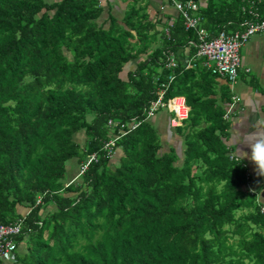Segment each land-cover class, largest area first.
Returning a JSON list of instances; mask_svg holds the SVG:
<instances>
[{"label": "trees", "instance_id": "trees-1", "mask_svg": "<svg viewBox=\"0 0 264 264\" xmlns=\"http://www.w3.org/2000/svg\"><path fill=\"white\" fill-rule=\"evenodd\" d=\"M244 6L209 0L200 26H240ZM103 13L99 0H0V227L21 225L0 264H264V211L228 147L217 75L167 66L196 30L138 2L108 27ZM163 85L191 107L172 128L182 156L147 118Z\"/></svg>", "mask_w": 264, "mask_h": 264}, {"label": "crops", "instance_id": "crops-1", "mask_svg": "<svg viewBox=\"0 0 264 264\" xmlns=\"http://www.w3.org/2000/svg\"><path fill=\"white\" fill-rule=\"evenodd\" d=\"M200 5L199 15H202L203 11L207 8L209 0H197ZM232 1V0H229ZM253 0H242L244 4V11H249L251 8L250 3ZM59 0H51L48 3H56ZM100 5L104 8V14L106 16L113 15L116 18H124L129 5L133 2L141 3L143 6H147V13L151 21H162L165 24L168 20V24L172 26L175 24L182 15L178 12L175 6H172L167 0H99ZM241 2V0H240ZM246 7V8H245ZM163 8V9H162ZM255 11L262 18L264 16V3H256L253 5ZM254 16H251V20H254ZM108 21V19H106ZM105 20V21H106ZM250 20V19H249ZM104 21V22H105ZM106 21V26L109 22ZM184 21V20H183ZM162 27V26H161ZM244 28L240 25H230L226 30L229 33L242 31ZM198 43L199 36L198 31ZM209 33V32H208ZM170 33L168 34V36ZM157 45H160L158 43ZM197 45V44H196ZM196 45H187L180 49L179 56L175 57L176 63L185 65L186 69L198 68L199 71L204 68L202 64V58L197 54H193V47ZM197 50V49H196ZM242 68L239 73V78L235 83H231L225 77H218L216 79V99L223 106L222 108L229 113V120L231 122L229 128V140L228 147L233 157L240 160L248 169V173L251 177L250 187L254 192L258 193V201L262 205L264 211V176H258L253 171V166L247 158H243L240 154L239 145L241 141L240 134L243 130L250 125L262 124L264 125V33H257L250 38V40L241 49ZM145 60V57H141L139 61ZM137 63L131 62L126 67L123 78L128 77V73L135 71ZM198 62H201L200 65ZM202 65V66H201ZM180 98H184L181 97ZM188 106V105H187ZM189 111H191V107ZM154 123V120H152ZM165 130L162 131L163 143L166 145L169 143L174 146L176 152L182 156L184 141L175 133L173 134L170 127V118L163 121ZM168 146V145H167ZM169 150V149H168ZM244 151H247L246 149ZM20 212L26 214L28 211L21 209Z\"/></svg>", "mask_w": 264, "mask_h": 264}, {"label": "built area", "instance_id": "built-area-1", "mask_svg": "<svg viewBox=\"0 0 264 264\" xmlns=\"http://www.w3.org/2000/svg\"><path fill=\"white\" fill-rule=\"evenodd\" d=\"M264 0H253L250 3L251 8L248 13L250 16H254V20H246L241 26L244 28L242 31H237L234 33H229L227 31H221L217 36L211 37V35L204 29L201 28L200 24L202 22V17L198 14L200 11V5L196 0L174 1L175 7L178 12L182 15L184 20V25L187 30H197L199 36V43L197 47V56L203 59V65L210 70L213 74L218 77H225L230 82L235 83L239 77L240 70L242 68V57L241 49L250 40L252 36L257 33H264V16L261 18L257 11L254 10L253 5L256 3H261ZM168 67H174L175 62L171 59ZM174 78L171 77L170 80ZM165 85L159 91V97L157 100L153 101L147 110V118H154L157 113L161 110H168L176 115L175 119L171 120V125L178 126L180 121L188 116V109L185 105V99L180 97H175L165 102ZM139 122L134 120L130 123V126L136 127ZM121 123L110 121L109 126L113 129H118ZM125 125V124H124ZM124 125L121 127L124 128ZM122 130V128H121ZM116 140L112 139L105 145L106 149H112L115 146ZM96 159L93 155L90 157V161ZM21 225L19 226H1L0 227V241L2 244L0 246V253L2 256L10 255L15 249V245L7 241L5 242L3 238L12 235L20 234Z\"/></svg>", "mask_w": 264, "mask_h": 264}, {"label": "clouds", "instance_id": "clouds-1", "mask_svg": "<svg viewBox=\"0 0 264 264\" xmlns=\"http://www.w3.org/2000/svg\"><path fill=\"white\" fill-rule=\"evenodd\" d=\"M174 1H178V0H174ZM174 6H175V3H174ZM174 62H175V58H174ZM158 97H159V94H158ZM177 97H180V96H177ZM183 99H185V97ZM185 105L188 109V116H189L190 111H189V107L187 106L186 99H185ZM168 113L171 115L170 117V127L171 128H177V127L182 126L183 124L182 121L188 118L187 116L185 119L180 121V124L178 126L173 127L171 125V120L175 119L176 115L174 113H171L170 111H168ZM225 118L226 119L230 118L228 112L226 113ZM240 136H241V141L239 143V145L241 146L239 150L241 153L240 155L243 158H247L249 160V162L253 166V171L255 172L256 175L264 176V125L262 124L250 125L249 127L243 130ZM245 149L247 151H244Z\"/></svg>", "mask_w": 264, "mask_h": 264}, {"label": "rangeland", "instance_id": "rangeland-1", "mask_svg": "<svg viewBox=\"0 0 264 264\" xmlns=\"http://www.w3.org/2000/svg\"><path fill=\"white\" fill-rule=\"evenodd\" d=\"M46 2H49V1H51V0H45ZM59 1H62V0H59ZM185 1H187V0H185ZM185 1H182V2H185ZM197 1V0H196ZM167 2L168 3H170L172 6H174V0H167ZM198 2V1H197ZM134 3V2H133ZM163 9V8H162ZM105 12V11H104ZM104 14V13H103ZM112 15V14H111ZM201 16V15H200ZM106 19H108V16H106V14L105 15H102V18H101V20H100V22H101V24H102V22H104ZM118 19L119 20H121L122 18H119L118 17ZM106 22V21H105ZM165 24L167 25L168 24V20H166V22H165ZM109 26V24L106 26V27H108ZM185 26V25H184ZM186 28V27H185ZM164 32H166V35H168L170 32H169V29L168 30H165ZM145 57V59L147 58V56H144ZM171 59H173L174 60V55L173 54H170V57H169V62H168V64L170 63V61H171ZM139 61V60H138ZM133 62V61H132ZM140 62V61H139ZM138 62V63H139ZM134 63H137V61H134ZM167 64V65H168ZM175 67V66H174ZM170 68V67H169ZM125 70H126V67H125V69L123 70V72L122 73H124L125 72ZM165 89V88H164ZM171 117V115L168 113V111L167 110H161L159 113H157V115H156V117L155 118H153L152 120H154V125L156 126V128L158 129V131H159V133L162 135V133H164V132H162V131H164L165 130V126H164V123H163V121H166V119H169ZM183 140V139H182ZM184 141V140H183ZM164 146H165V149L166 150H168V146L166 145V143L164 142ZM117 153H119V152H117ZM117 153L116 154H114V157L117 155ZM117 157V156H116ZM77 170H78V173H80V172H84L85 170H86V167H80V168H77ZM71 173V171L69 172V174ZM73 177V176H72ZM72 177H71V180H72ZM67 180L69 179L68 178V176H67V178H66ZM29 212V211H28Z\"/></svg>", "mask_w": 264, "mask_h": 264}]
</instances>
